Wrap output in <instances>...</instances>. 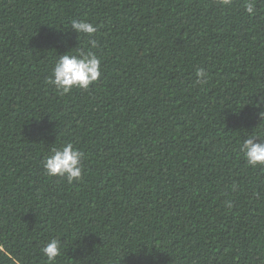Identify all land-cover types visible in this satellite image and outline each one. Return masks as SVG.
<instances>
[{"label":"trees","instance_id":"16d2710c","mask_svg":"<svg viewBox=\"0 0 264 264\" xmlns=\"http://www.w3.org/2000/svg\"><path fill=\"white\" fill-rule=\"evenodd\" d=\"M245 3L0 0V264H50L52 238L51 264H264V166L241 151L264 138V0ZM87 51L100 78L62 94L55 62ZM66 143L71 183L43 168Z\"/></svg>","mask_w":264,"mask_h":264},{"label":"clouds","instance_id":"9594fccd","mask_svg":"<svg viewBox=\"0 0 264 264\" xmlns=\"http://www.w3.org/2000/svg\"><path fill=\"white\" fill-rule=\"evenodd\" d=\"M223 2L229 4L231 0H223ZM244 8L249 15H254L255 0H246ZM71 27L77 33L87 34L89 37L97 31L92 23L83 20H73ZM89 43L92 48L97 46L94 39L89 40ZM100 65L101 59L92 51H87L86 54L80 52L79 55L64 54L59 56L54 64L51 82L62 94L71 92L73 88L87 89L100 78ZM195 75L196 83H207L208 73L203 68L197 69ZM257 104H264V97L258 100ZM258 116L264 119V111L258 113ZM257 139L259 142H256ZM241 151L249 166H264V138L260 135L245 139ZM43 168L49 176L64 177L69 183L78 181L82 177V153L73 144L66 143L61 148L52 149L51 154L43 161ZM227 206L231 207L230 202ZM41 251L51 264L61 254L59 239L52 238L46 241Z\"/></svg>","mask_w":264,"mask_h":264}]
</instances>
